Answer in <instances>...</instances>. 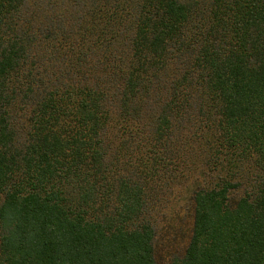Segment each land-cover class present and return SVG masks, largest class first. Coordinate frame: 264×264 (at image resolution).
Listing matches in <instances>:
<instances>
[{
    "label": "trees",
    "instance_id": "1",
    "mask_svg": "<svg viewBox=\"0 0 264 264\" xmlns=\"http://www.w3.org/2000/svg\"><path fill=\"white\" fill-rule=\"evenodd\" d=\"M70 1L91 24L67 29L29 0H0V264H159L147 187L106 160L109 105L127 118L138 97L164 103L153 161L139 168L166 163L173 117L195 106L232 149L223 165L258 166L234 203L233 177L195 192L190 241L172 264H264V0ZM91 55L111 86L88 82ZM169 78L150 99L147 82Z\"/></svg>",
    "mask_w": 264,
    "mask_h": 264
},
{
    "label": "rangeland",
    "instance_id": "2",
    "mask_svg": "<svg viewBox=\"0 0 264 264\" xmlns=\"http://www.w3.org/2000/svg\"><path fill=\"white\" fill-rule=\"evenodd\" d=\"M79 4L83 3H75L70 0H29L26 9L44 7V10L49 12L47 15L59 17L56 19L57 25L60 26L61 22H66L63 25L68 29L72 23L91 24L93 20L86 15L89 7L85 5L83 7ZM46 45L43 42L42 46L39 45L34 48V52L46 53ZM92 57L95 55L89 57L88 67L92 68L94 75L88 82L91 84L99 83L104 88L111 86V81L104 74V66L97 64L95 59L92 61ZM57 72L60 74V69ZM173 73L176 74L175 71ZM167 75L168 77L173 76L169 72ZM172 80L169 78L160 85L147 82L152 84L147 86L149 98H156L162 90L164 93L169 91ZM64 82L56 83L60 84L61 90ZM157 100L158 98L146 102L142 97L141 101L140 97L137 98L139 104L133 103L135 108L130 106V112L133 114L136 109L139 110L140 108L141 117L139 119H134L132 114L127 118L122 117L120 105L113 101L114 103L111 105L114 106L109 105L112 110L109 117L110 122H108L105 130L103 128V136H106L105 139H107V141L105 140V147L108 149L107 162L112 161V159L116 161L117 158H120L119 164L122 169L115 165L113 166L114 170L118 172V169L123 173L125 171L133 181L143 182V185L147 187H145V199L148 203L144 215L151 220L155 229L156 258L159 264H172L176 257L185 253L190 241L194 222L193 196L195 192L202 187L214 186L224 182L221 181V177L227 179L233 177L236 182H240V185L243 184L231 193V202L234 203L245 194L248 186L254 188L249 182L255 179L257 174L255 175L256 170L254 169H257L258 166L249 164L244 156L237 160L238 167L234 169V172L223 165V162L226 163L223 159L225 153H232V149H227L228 146L223 141H219L221 134L220 131L216 130L214 121L205 119L200 112L196 113L199 111V106H195L185 109L189 112H184L181 115L179 113L176 118L173 117V128L169 129L173 136L171 140L168 138L170 150L165 154L164 161L166 163L163 161L165 164L158 165L157 170L154 168L151 171H146L144 166L139 168L137 158L153 161V154L149 148L151 142L159 135L160 128L157 130L156 120L164 106L163 102H157ZM26 102L28 105L23 106L21 119L27 121L32 117L33 107L30 101L26 100ZM20 110V106L16 107V111ZM132 130L135 133L133 135L130 134ZM219 150L223 152L220 155L217 153ZM127 161L132 165H126ZM125 167L130 169L126 171ZM250 168L254 169L249 172L248 169ZM64 191H66L69 199L75 200L77 194L71 186H64Z\"/></svg>",
    "mask_w": 264,
    "mask_h": 264
}]
</instances>
